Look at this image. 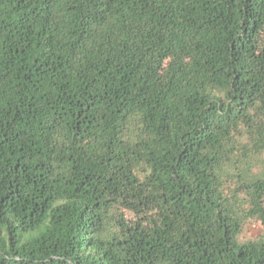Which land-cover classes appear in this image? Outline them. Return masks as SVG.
<instances>
[{
	"label": "trees",
	"instance_id": "1",
	"mask_svg": "<svg viewBox=\"0 0 264 264\" xmlns=\"http://www.w3.org/2000/svg\"><path fill=\"white\" fill-rule=\"evenodd\" d=\"M0 264H264V0H0Z\"/></svg>",
	"mask_w": 264,
	"mask_h": 264
},
{
	"label": "rangeland",
	"instance_id": "2",
	"mask_svg": "<svg viewBox=\"0 0 264 264\" xmlns=\"http://www.w3.org/2000/svg\"><path fill=\"white\" fill-rule=\"evenodd\" d=\"M259 227L255 224H250L247 228H246V237H255L257 236V234L259 233Z\"/></svg>",
	"mask_w": 264,
	"mask_h": 264
}]
</instances>
